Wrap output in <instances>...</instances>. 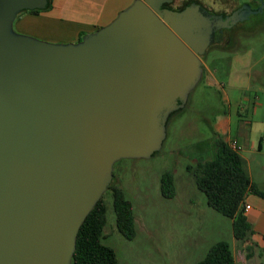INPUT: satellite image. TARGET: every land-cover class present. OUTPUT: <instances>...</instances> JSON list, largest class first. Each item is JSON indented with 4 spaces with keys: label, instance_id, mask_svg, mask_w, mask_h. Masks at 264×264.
<instances>
[{
    "label": "water",
    "instance_id": "obj_1",
    "mask_svg": "<svg viewBox=\"0 0 264 264\" xmlns=\"http://www.w3.org/2000/svg\"><path fill=\"white\" fill-rule=\"evenodd\" d=\"M173 1L134 0L107 26L55 44L13 28L47 0H0V264H71L114 164L161 150L215 32L251 12L162 8Z\"/></svg>",
    "mask_w": 264,
    "mask_h": 264
},
{
    "label": "crops",
    "instance_id": "obj_2",
    "mask_svg": "<svg viewBox=\"0 0 264 264\" xmlns=\"http://www.w3.org/2000/svg\"><path fill=\"white\" fill-rule=\"evenodd\" d=\"M133 2L134 0H52L50 8L47 10L37 14L30 12L20 14L16 17L13 27L18 33L48 43H76L85 35L94 33L110 24L121 11L128 8ZM240 2L238 0L235 4ZM224 3L225 0H215L219 11L226 9ZM260 14L261 25H255L246 31L245 36L257 39L264 36V7ZM260 41V44L256 46L244 47L239 43L238 37L235 42L228 45H219L211 62L207 60L206 64L202 61V67L206 81L205 88L214 92L218 106L221 107L217 109L210 126L209 150L212 151L214 136L220 137L228 145L235 141L238 148L237 153L243 158L244 167L250 179L260 190L264 191V104L257 95L258 91H263L264 88H253L251 85L254 69L260 63L262 66L258 67L259 70L256 71L260 78L257 83L264 85V42ZM240 110L246 116L239 115ZM247 116L251 120H242ZM175 191L174 198L177 197L176 184ZM185 200L186 208L189 211H195L196 215L189 221H185L181 230L173 227L171 232H168L167 243L169 246L174 245L171 247V252L166 254V257L170 258L171 264H195L201 260L208 249L219 241L206 244L209 245L207 250L203 248L201 251H199V243L205 244L208 240L222 235L224 231L228 233L229 225L230 240L226 242L231 246L235 264L263 263V199L249 194L245 200L244 215L251 225L252 234L244 242H237L233 238L231 220L229 224L225 223V225L223 221L219 220L218 226L205 233L207 226L214 221L206 220L205 210L207 212V209L204 201H196L193 198ZM103 234V240H105L107 236L105 228ZM240 248L244 253L239 250Z\"/></svg>",
    "mask_w": 264,
    "mask_h": 264
},
{
    "label": "rangeland",
    "instance_id": "obj_3",
    "mask_svg": "<svg viewBox=\"0 0 264 264\" xmlns=\"http://www.w3.org/2000/svg\"><path fill=\"white\" fill-rule=\"evenodd\" d=\"M182 1L184 0H175L174 6L180 5ZM199 1L206 8L219 11L215 0ZM263 4L264 0L261 2V5ZM259 14L256 11H251L249 13L250 19L241 21L242 24L247 26L250 24L249 21L258 18L257 15ZM260 40L264 42V36L257 39L243 35L239 38V43L244 47H253L260 44ZM216 49V46L209 47L201 61L206 64L207 60L211 62ZM261 66L260 63L258 67ZM258 67L254 69L251 85L253 88H264V85L257 83L260 79L256 72L259 70ZM203 74L195 89L190 93L185 107L168 121L167 136L161 150L149 159H123L114 164V185L123 191L125 198L132 205L136 232L132 240L125 239L118 232L115 226L111 190H107L102 196L107 206V223L105 226L107 236L102 243L114 249L118 264H171L170 258H167L166 254L171 252V247L174 245L169 246L167 243L168 232H171L173 227L181 230L185 221H189L196 215L195 211H189L186 208L185 199L187 198L204 201L207 209V212L205 210L206 220L214 221L207 226L205 233L218 226L219 220L223 221L224 225L230 222L229 218L205 204L204 194L197 189L192 172L187 170L189 166H194L199 159L210 158L212 152L209 150L210 126L217 109L221 108L218 106L214 92L205 88L206 81ZM257 95L264 104V90L258 91ZM239 115L246 116L241 110ZM242 120L249 121L251 119L247 116ZM165 172H171L174 176L177 188L176 198L168 199L161 195L160 178ZM229 227L230 225L228 226V233L224 231L222 235L208 240L205 244L199 243V251L203 248L207 250L209 245L206 244L230 240ZM239 250L243 251L241 248ZM262 254V264H264V251Z\"/></svg>",
    "mask_w": 264,
    "mask_h": 264
},
{
    "label": "trees",
    "instance_id": "obj_4",
    "mask_svg": "<svg viewBox=\"0 0 264 264\" xmlns=\"http://www.w3.org/2000/svg\"><path fill=\"white\" fill-rule=\"evenodd\" d=\"M51 3L52 0H47L44 10L49 9ZM171 4H164L162 8L171 10ZM191 4L202 5L199 0H184L174 11L180 12ZM41 11L43 10L22 11L17 17L25 12L37 14ZM178 112L172 114L169 120ZM212 142L210 158L199 159L187 170L192 172L196 187L204 194L207 206L229 218L233 238L237 242H244L252 234L251 225L244 215L245 200L249 194L264 200V191L252 182L245 170L243 158L237 151L232 150L218 136H214ZM107 190H111L118 232L127 240L134 239L136 232L131 203L125 198L123 191L114 185V178ZM160 192L168 199L175 196L174 176L171 172L162 174ZM105 225L106 204L101 198L79 229L71 264H118L114 250L102 243ZM262 239L264 249V234ZM195 264H235L230 244L226 241L213 244Z\"/></svg>",
    "mask_w": 264,
    "mask_h": 264
},
{
    "label": "flooded vegetation",
    "instance_id": "obj_5",
    "mask_svg": "<svg viewBox=\"0 0 264 264\" xmlns=\"http://www.w3.org/2000/svg\"><path fill=\"white\" fill-rule=\"evenodd\" d=\"M174 1H173V4L170 5L171 10L173 11L176 10L179 6V5L174 6ZM261 2H263V0H245L241 2L240 4L239 3L235 4L231 0H225L224 4L226 5V9L224 11L212 10V9L206 8L203 4L200 6L211 15H221L224 18H226L228 16H231L236 11L244 12V8L247 9V11L248 10L257 11L261 8L260 6ZM257 17L258 18L254 20H250L249 21L250 24H248L247 26L243 25L242 22H237L235 25L231 26L230 28L223 29L222 32L216 31L215 36H214V41L209 47L211 46L218 47L219 45H228L232 42H235L238 37L240 38L241 36L245 35V32L251 29L252 27H254L255 25H258V24L261 25L260 24L262 22V20L260 19L261 14L257 15ZM247 19H250V16L247 17ZM200 58H202V56Z\"/></svg>",
    "mask_w": 264,
    "mask_h": 264
},
{
    "label": "built area",
    "instance_id": "obj_6",
    "mask_svg": "<svg viewBox=\"0 0 264 264\" xmlns=\"http://www.w3.org/2000/svg\"><path fill=\"white\" fill-rule=\"evenodd\" d=\"M229 146H230V148H231L232 150H234V151H237V150H238L235 141H232V142L229 144ZM245 210H246V207H245L244 211H245Z\"/></svg>",
    "mask_w": 264,
    "mask_h": 264
}]
</instances>
